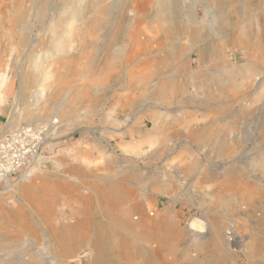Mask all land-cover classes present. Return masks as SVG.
I'll use <instances>...</instances> for the list:
<instances>
[{"label":"rangeland","instance_id":"obj_1","mask_svg":"<svg viewBox=\"0 0 264 264\" xmlns=\"http://www.w3.org/2000/svg\"><path fill=\"white\" fill-rule=\"evenodd\" d=\"M206 1L169 0L173 23L139 33L130 0H0L2 136L39 128L55 110L43 109L48 94L36 96L46 71L69 57L82 91L58 112L67 130L60 124L45 142L39 167L47 182L94 193L85 209L68 196L24 203L3 183L0 202L27 214L15 227L0 222V264H96L102 240L137 235L118 214L127 205L147 231L105 264H145L152 254L150 264H264V0ZM158 7L142 18L152 22ZM65 8L77 13L70 34ZM14 16L24 42L7 32ZM114 184L121 205L107 197ZM194 218L204 231L189 227Z\"/></svg>","mask_w":264,"mask_h":264},{"label":"bare ground","instance_id":"obj_2","mask_svg":"<svg viewBox=\"0 0 264 264\" xmlns=\"http://www.w3.org/2000/svg\"><path fill=\"white\" fill-rule=\"evenodd\" d=\"M153 1L155 0H130V4H129L130 9H132L134 12L139 13V16L135 21V25H134V28L139 33L146 32L147 30H150L153 33H157L159 31V28L166 22L173 23V18L171 13L172 8L170 6L169 0H159V7L156 16L152 22H148L147 20H144L142 18V14H144L149 9ZM206 2L208 4V7H210L211 0L209 1L207 0ZM74 12L76 11H74L73 9L68 10L67 8H65L64 11L61 13V18H65V19L67 18L66 23L68 27L66 28V30L69 32V34L72 33V26H73V23L71 22L72 18L74 17L75 14H77ZM214 18L215 20L218 21L220 28H224L228 23V20L223 13L222 14L218 13V15L214 16ZM58 20H60V18H58ZM92 21H93L92 24H94V18ZM53 25H55V22L53 23ZM7 27H8L7 32L12 38L14 37L17 39L19 38L21 42L25 41L24 40L25 24L23 18H20L19 16L15 17L13 20H10V24H8ZM261 41L264 42L263 28L261 31ZM60 46H62L63 48L65 47L67 48V44L64 42H62ZM166 57L168 58V56ZM171 60H174V58L172 57ZM161 61H159L158 63H160ZM69 63H70L69 57H61L60 60L56 63L59 64L57 68L53 69L51 67L50 69H48L44 74V78H43V81H45L44 83L45 85L43 88H41L38 91L36 96L37 102L40 103L44 101L47 94L50 96V99L47 102V104L43 106L44 110L50 108V106L56 105L55 110H50L47 111V113H44V118L41 121V124L39 125L40 126L39 128H46L47 130V137L44 140V144H46L45 143L46 141L49 142L53 140V137L57 136V127L60 124H62V127H64V129L67 130V126H68L67 120L64 118L60 119V117H58V112L60 113L61 110L71 109L69 108L70 105L74 103L75 98L79 97L80 95V91L78 90L77 86L81 89L82 84L77 83L76 81V77L77 74L79 73V70H74V68L70 67ZM109 68L111 69V67L109 66H104V68H102L100 71L106 72ZM229 68L231 72L237 69L232 65H230ZM149 70L144 71L143 72L144 74L140 75L138 79L147 80V78L150 76ZM92 76H94V73L88 70L83 77L89 79ZM7 83H8V77L4 73L0 78V100L5 101L9 98L6 93ZM54 119H58L59 121L58 124L54 123ZM72 123L73 120L70 119L69 124L72 125ZM6 134L1 136L0 139L4 137ZM42 162H43L42 155L40 154L36 155L33 158V160L30 162V164L24 168V170H22L21 172L19 171V173L17 172L18 173L17 175L20 178V180L15 184L10 183L11 178L5 177L6 181L4 183H6V188L3 190L4 192L2 191L3 194L7 196L14 195L18 197L20 200H22L24 203H26L28 199L33 200L37 203L41 201L42 203L43 201L46 200L55 199V197L60 198V197L68 196L70 197L71 201H73L74 203L81 204L84 207V209L89 206L90 202L93 199L94 193L93 194L89 193L86 195L83 194L80 188L76 186L62 184L57 181L47 182L45 179H43L45 177V174L43 173L42 170H40L41 168L39 167L41 166L40 163ZM33 164L34 166L31 168ZM106 170L112 172V168L110 166H108ZM107 191H109L107 197L113 198L115 201L118 200L120 205L123 204V201L125 203L123 192L117 189V185L115 184L108 185ZM2 199L4 200L5 198L2 197ZM4 203H5L4 201L0 202V222L2 228L15 227L18 222L25 220L27 213L25 209H23V207L9 208L4 206ZM118 214H120L123 218L128 220L130 224L133 227H135V232L137 235L136 236L133 235L132 236L133 238L120 236L115 239H110V237L108 236L107 238H105V240H102L101 252L97 257L96 264H105L107 262L109 255L117 249L119 251L130 250L132 244L131 240L136 239L138 236L144 234L147 231L148 228L147 220L138 216L131 208V206L128 205L125 206L121 211L118 212ZM189 227L199 231H204L206 228V223L201 218L200 219L194 218L190 222ZM155 259L156 256L152 254L149 257H147L144 262L145 264H150Z\"/></svg>","mask_w":264,"mask_h":264},{"label":"built area","instance_id":"obj_3","mask_svg":"<svg viewBox=\"0 0 264 264\" xmlns=\"http://www.w3.org/2000/svg\"><path fill=\"white\" fill-rule=\"evenodd\" d=\"M58 122L54 119L55 124ZM46 137V128L26 124L0 139V186L6 181L5 177L17 176L41 153Z\"/></svg>","mask_w":264,"mask_h":264},{"label":"crops","instance_id":"obj_4","mask_svg":"<svg viewBox=\"0 0 264 264\" xmlns=\"http://www.w3.org/2000/svg\"><path fill=\"white\" fill-rule=\"evenodd\" d=\"M1 108V107H0ZM2 136V132L0 131V137ZM5 186H6V183H5Z\"/></svg>","mask_w":264,"mask_h":264}]
</instances>
